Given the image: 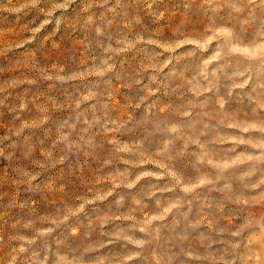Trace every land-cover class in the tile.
<instances>
[{
  "label": "clouds",
  "instance_id": "clouds-1",
  "mask_svg": "<svg viewBox=\"0 0 264 264\" xmlns=\"http://www.w3.org/2000/svg\"><path fill=\"white\" fill-rule=\"evenodd\" d=\"M0 74V264H264V0H0Z\"/></svg>",
  "mask_w": 264,
  "mask_h": 264
},
{
  "label": "rangeland",
  "instance_id": "rangeland-1",
  "mask_svg": "<svg viewBox=\"0 0 264 264\" xmlns=\"http://www.w3.org/2000/svg\"><path fill=\"white\" fill-rule=\"evenodd\" d=\"M50 57H45V59H49ZM0 75H7V74H0ZM10 123V114H8L6 111H5V118H0V125H8ZM3 131H4V127H0V134H3ZM7 165V162H4V165H0V170H2V168L4 166Z\"/></svg>",
  "mask_w": 264,
  "mask_h": 264
}]
</instances>
